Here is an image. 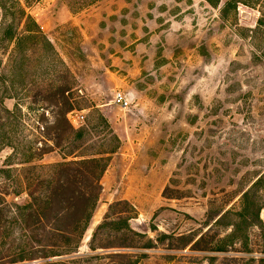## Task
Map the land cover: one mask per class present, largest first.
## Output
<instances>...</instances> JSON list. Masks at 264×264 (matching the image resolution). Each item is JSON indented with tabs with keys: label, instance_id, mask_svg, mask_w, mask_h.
Masks as SVG:
<instances>
[{
	"label": "rangeland",
	"instance_id": "374dc122",
	"mask_svg": "<svg viewBox=\"0 0 264 264\" xmlns=\"http://www.w3.org/2000/svg\"><path fill=\"white\" fill-rule=\"evenodd\" d=\"M20 1L53 50L0 41V264H264V0ZM50 195L86 225L15 261Z\"/></svg>",
	"mask_w": 264,
	"mask_h": 264
},
{
	"label": "trees",
	"instance_id": "16d2710c",
	"mask_svg": "<svg viewBox=\"0 0 264 264\" xmlns=\"http://www.w3.org/2000/svg\"><path fill=\"white\" fill-rule=\"evenodd\" d=\"M205 1L211 6H217L220 2V0ZM231 1H234L235 4L240 2L239 0ZM0 20V41H15L17 45L24 41L41 39V45L44 47L49 46V48L53 50L52 45L46 39L35 20L26 12L20 0H0ZM17 22L18 24L23 23L24 31L22 33H17L16 30L13 29ZM58 103H60V101H58ZM65 187H67L65 184L58 182L55 187H52L50 191L51 195L64 194ZM51 195L43 201L44 208H46L45 210H35L31 209L30 207L31 211L24 215L20 213V217L22 216V220H25V217H27L28 220L30 218L31 221H29L32 223L33 229H38L41 226V228L44 230L42 227V220L50 217L47 213L49 210V213L50 211L51 213L57 212V214L55 213V217L53 216L51 218H54L56 221L58 220L60 224L57 227H53V231H46V233L41 237H38V234L31 236L32 241L37 244L38 249L30 252V254H25L27 256L22 254V256H20L15 261L32 260L38 257H48V255H46V252H48V250H46L47 248L58 245H70L74 241L72 236L76 235V232H80V230L82 231V228H84V225H86V222L89 218V207L93 205L94 199L79 205V201L67 200L63 197H59L58 199L61 198L60 200L53 201L50 199ZM54 207L57 209H54ZM25 225L26 227H29L28 224ZM58 238H60V240H58ZM38 251H41L42 254L38 255ZM22 253H25L24 250H22ZM113 256L124 257V253H113Z\"/></svg>",
	"mask_w": 264,
	"mask_h": 264
},
{
	"label": "built area",
	"instance_id": "2783aa9c",
	"mask_svg": "<svg viewBox=\"0 0 264 264\" xmlns=\"http://www.w3.org/2000/svg\"><path fill=\"white\" fill-rule=\"evenodd\" d=\"M114 100L120 106L126 107L128 105L127 100H125L124 96L121 93H119V92L114 95ZM80 118H82V116H80Z\"/></svg>",
	"mask_w": 264,
	"mask_h": 264
}]
</instances>
